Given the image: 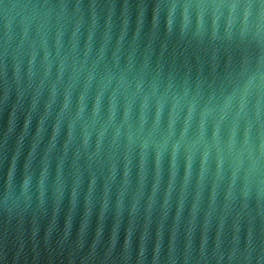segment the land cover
Segmentation results:
<instances>
[{
	"label": "water",
	"instance_id": "95a60500",
	"mask_svg": "<svg viewBox=\"0 0 264 264\" xmlns=\"http://www.w3.org/2000/svg\"><path fill=\"white\" fill-rule=\"evenodd\" d=\"M187 2L197 0H0V264H257L264 197L241 194L243 170L229 195L227 120L219 177L215 113L191 147L246 50L223 20L215 37L207 16L200 32L194 13L183 26ZM44 3L64 12L45 22L33 7Z\"/></svg>",
	"mask_w": 264,
	"mask_h": 264
},
{
	"label": "clouds",
	"instance_id": "9594fccd",
	"mask_svg": "<svg viewBox=\"0 0 264 264\" xmlns=\"http://www.w3.org/2000/svg\"><path fill=\"white\" fill-rule=\"evenodd\" d=\"M33 7H38L42 10V19L46 22L51 11L55 7L60 8V14L64 12V5L40 4ZM178 5L171 4L168 6L169 24H171L172 17ZM181 9V16L183 19V26H187L191 15L195 14L197 31L203 29L205 17L207 16L211 21L212 34L215 37L219 22H224V36L228 40H232L235 36L238 41L244 46L246 52L242 57L239 67L229 72L225 78L226 83L220 86L221 103L217 105L207 106L203 109L200 115L198 125L197 139L192 142L191 147L194 148L197 143L204 142V127L205 120L209 116H214L213 124V144L217 146V176H220V166L222 163V155L218 147L220 141L217 136V130L221 121L228 122V136H227V150L231 156L232 173L229 182V195H231L232 187L234 186L238 175L243 170L241 194L246 198L253 187H255L257 200L264 197V137L260 135V129L264 128V0H259V3H252L251 0H197V2H187L179 5ZM7 43L5 41L6 51ZM249 45L255 47V53L247 51ZM18 72V65L15 69ZM89 79L91 77L89 76ZM230 90L224 94V88ZM211 96L209 100L211 101ZM67 100V97H66ZM83 100V97H81ZM67 107V103L65 104ZM99 108V95L97 96L96 107L93 111L95 118ZM80 111H83L81 106ZM115 103L113 100L109 108V116L107 124L114 123ZM192 108H189V118H191ZM79 115V114H78ZM176 118L174 113L170 117L169 127L171 121ZM125 121L128 119V108H125ZM157 119H159V111L157 112ZM95 122V121H94ZM144 122L143 112L141 114V124ZM187 120L185 121V125ZM59 122H57L58 130ZM253 125L256 126L257 133L253 135ZM242 126V140L239 147H236L237 129ZM106 126L101 128L97 140V149L100 147V141L104 136ZM72 125L69 124V138L71 139ZM184 131H181L183 137ZM120 136V125H115V133L113 135V143H115ZM87 140V133L85 134V142ZM128 145L133 142L131 133L127 134ZM148 141L145 139L141 147H146ZM167 144L164 143L158 146L162 148ZM173 155L180 147L179 143L173 144ZM205 158L207 157V145H205ZM203 163V162H202ZM26 186V183H25ZM12 174L9 172V178L5 189V199L12 195ZM249 256L245 255V261L249 260ZM264 259V250L257 257V264Z\"/></svg>",
	"mask_w": 264,
	"mask_h": 264
}]
</instances>
